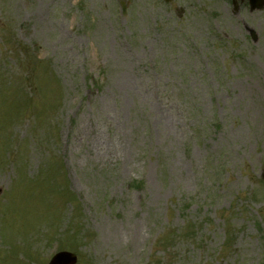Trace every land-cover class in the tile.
<instances>
[{"label": "rangeland", "instance_id": "1", "mask_svg": "<svg viewBox=\"0 0 264 264\" xmlns=\"http://www.w3.org/2000/svg\"><path fill=\"white\" fill-rule=\"evenodd\" d=\"M60 246L264 264V9L0 0V264Z\"/></svg>", "mask_w": 264, "mask_h": 264}, {"label": "water", "instance_id": "2", "mask_svg": "<svg viewBox=\"0 0 264 264\" xmlns=\"http://www.w3.org/2000/svg\"><path fill=\"white\" fill-rule=\"evenodd\" d=\"M169 1V0H165ZM251 9L260 8L264 6V0H250ZM76 261L75 257L68 253L59 254L50 264H74Z\"/></svg>", "mask_w": 264, "mask_h": 264}, {"label": "trees", "instance_id": "3", "mask_svg": "<svg viewBox=\"0 0 264 264\" xmlns=\"http://www.w3.org/2000/svg\"><path fill=\"white\" fill-rule=\"evenodd\" d=\"M228 235H229V233H228Z\"/></svg>", "mask_w": 264, "mask_h": 264}]
</instances>
